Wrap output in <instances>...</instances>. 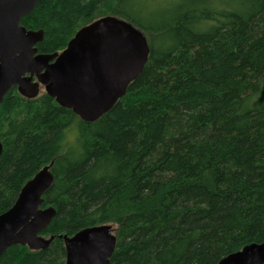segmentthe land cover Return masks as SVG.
<instances>
[{"label": "trees", "instance_id": "16d2710c", "mask_svg": "<svg viewBox=\"0 0 264 264\" xmlns=\"http://www.w3.org/2000/svg\"><path fill=\"white\" fill-rule=\"evenodd\" d=\"M105 15L146 36L143 70L83 121L45 92L0 102V213L51 163L42 249L0 264H64L59 235L116 224L110 264H215L264 242V0H39L21 19L61 51Z\"/></svg>", "mask_w": 264, "mask_h": 264}, {"label": "water", "instance_id": "95a60500", "mask_svg": "<svg viewBox=\"0 0 264 264\" xmlns=\"http://www.w3.org/2000/svg\"><path fill=\"white\" fill-rule=\"evenodd\" d=\"M38 1L0 0V102L11 87L29 99L38 97L43 86L57 104L83 121H94L143 70L149 55L146 36L130 22L105 15L80 27L61 51L39 53L36 44L43 31L20 23ZM53 180L50 163L26 180L12 205L0 213V255L13 244L39 250L54 238L40 233L55 215L53 206H41ZM110 229L101 224L59 235L64 264H110L116 245ZM215 264H264V242L247 244Z\"/></svg>", "mask_w": 264, "mask_h": 264}, {"label": "rangeland", "instance_id": "374dc122", "mask_svg": "<svg viewBox=\"0 0 264 264\" xmlns=\"http://www.w3.org/2000/svg\"><path fill=\"white\" fill-rule=\"evenodd\" d=\"M264 91V89H263ZM42 93H44V89H43V86H39V93H38V96L41 95ZM111 226V229H110V232L111 233H114V230L116 229L117 225L116 224H109ZM45 237H48L46 235H43Z\"/></svg>", "mask_w": 264, "mask_h": 264}, {"label": "flooded vegetation", "instance_id": "af4514ba", "mask_svg": "<svg viewBox=\"0 0 264 264\" xmlns=\"http://www.w3.org/2000/svg\"><path fill=\"white\" fill-rule=\"evenodd\" d=\"M56 52H59V51H56ZM34 80V79H33Z\"/></svg>", "mask_w": 264, "mask_h": 264}]
</instances>
